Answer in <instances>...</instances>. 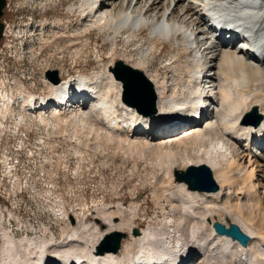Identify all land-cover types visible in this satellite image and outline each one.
I'll list each match as a JSON object with an SVG mask.
<instances>
[{
  "label": "bare ground",
  "instance_id": "1",
  "mask_svg": "<svg viewBox=\"0 0 264 264\" xmlns=\"http://www.w3.org/2000/svg\"><path fill=\"white\" fill-rule=\"evenodd\" d=\"M206 8L218 18L213 25L222 22L243 28L253 36L254 42L264 46V0H78L77 4L68 6L65 20L55 18L49 22L45 19L39 26L38 36L44 44L50 39L46 35L48 32L55 39L69 37L63 47L72 46L78 38H85L91 30H97L105 34V40L111 45L106 53L109 61L92 78L78 75L63 80L59 75V82L63 81L56 84L43 79L42 88L49 91L44 96L36 97L27 89L17 92L13 88L17 87L16 82L0 78L2 121L28 118L42 128L40 135L54 132L59 137L65 127L74 124L73 132L81 131L80 135L86 139L81 145L78 137V144L71 145L67 153L79 157L80 161L89 151L105 153L102 146L110 143L118 145L121 155L151 160V164L162 171L161 178L154 182L153 197L156 203H167L177 214L169 219V228L163 229L171 231L166 237L161 231L154 234L149 229L135 230L128 215L126 223L121 221L115 225L113 219L117 217L112 212L116 211L110 212L111 206L106 205L77 216V225L70 228L69 236L62 243L34 237L16 240L4 232L2 264H72L76 259L88 264H167V260L172 264H190V260L193 264H213L212 261L264 264V149L257 153L249 145V136L257 143L261 141V133L249 134L248 131L254 133L253 125L243 118L256 110L262 118L257 127H264V58L251 59L248 53L221 46L217 40L211 41L209 26L212 20L205 17ZM77 15L80 18L73 28L71 17L76 20ZM28 28L29 23L16 36L21 38L32 33L33 29ZM142 34L148 37L147 45L139 57H129L132 61L129 67L143 72L148 79L156 112L162 109L156 118L155 115H137L136 109L122 102L123 84L113 78L111 72L119 61L116 59L118 38L125 37L126 44L139 43L138 37ZM165 44L169 46L165 67L177 73L182 83L180 89L173 85L169 89L168 83L161 81L157 70L153 71L154 67L149 65ZM84 47L76 48L75 58L80 57ZM92 53L98 57L96 48ZM25 78L31 80L29 74ZM70 94L77 96L71 103ZM207 104L209 106L204 109ZM181 110L185 111V116L178 115ZM197 115H200L199 120ZM3 123L0 122V127H4ZM176 123L186 128L169 134L159 132ZM93 139L95 142L90 143ZM46 141L40 136L38 144L44 146ZM7 159L5 164L9 167ZM192 166L207 168L220 191L219 188L216 192L190 191L184 183L176 182L174 174ZM12 168L8 171L10 175ZM15 176L13 173L12 177ZM58 212L66 219L64 208ZM118 212L121 213V209ZM216 214L224 217L226 226L235 223L250 237L247 247L215 234L213 224L219 223L213 218ZM196 219L198 221L194 222ZM123 224L137 233L130 235L132 242L123 245L124 251L122 249L118 255H99L96 247L100 241L108 233L124 231L121 230ZM103 226L108 232L101 230ZM161 235L162 238H158ZM135 243L137 252L132 253Z\"/></svg>",
  "mask_w": 264,
  "mask_h": 264
},
{
  "label": "rangeland",
  "instance_id": "2",
  "mask_svg": "<svg viewBox=\"0 0 264 264\" xmlns=\"http://www.w3.org/2000/svg\"><path fill=\"white\" fill-rule=\"evenodd\" d=\"M73 3L77 4L78 0H55L53 3L44 0H5L3 15L0 18V22L6 28V36L0 39V78H6L11 83L16 82L17 87L14 85L13 88L17 92L27 89L36 97L37 95L44 96L49 94L48 90L42 88L43 79L49 82L45 78L46 71H57L58 76L61 75L63 80L70 76L74 78L78 75L92 78L93 75L100 73L104 65L108 63L109 59L107 57L109 56L106 53L110 51L111 45L105 40V34H99L97 30H91L90 35H87L85 38L82 37L83 39L81 37L78 38L80 42H73L72 44L75 48L73 45L63 47L64 41L68 40L69 37L55 39L49 32L46 33L48 38H50L47 44L41 42L38 36V28L43 21L48 19L50 22L55 18L65 20L66 10ZM79 18V15L76 16V20L71 17L73 28H76V21ZM26 21L32 23L29 24L27 30L31 28L33 32L29 33L26 37L19 38L16 36L17 32L23 31L24 26L27 24ZM124 38H118L116 45L118 55L116 59L123 61V63L131 67L132 61L129 60V57L137 58L140 56L141 50L147 45L148 41L146 39L148 37L146 34H142L141 38L138 37L139 43L133 41L129 44L125 43ZM81 45L86 47L81 51L80 57L75 58L76 48L81 49ZM164 46L163 51L156 55L149 65L154 67L153 71L157 70L161 81L168 83L169 89H171V85L178 86L180 89L182 83L179 82L177 73L173 72L171 68L165 67L169 57L167 52L169 51V46L168 44ZM94 48L98 51L97 58L92 53V49ZM73 61L74 63H72ZM180 68V70H183L182 66ZM26 74H29L31 80L25 78ZM161 111L162 109L156 112L154 117L156 118ZM2 120L0 117V122H4V127H0V194L2 196L0 198V264L3 262L1 256L3 247H5L4 232H7L9 237L12 236L16 240L34 237L36 239L53 241L54 243H62L69 236L70 228L77 225V216L80 215L81 217L87 210L94 211L98 208L101 209L102 205L111 206L110 212H117L118 209H121V213L112 212L117 217L113 219L115 225L121 221L122 223H126L125 221L129 218V222L133 221L131 224L137 231L149 229L154 234H158L161 231L164 237L169 233L171 234L170 230L165 232L163 229L169 228L168 224L171 225L169 219L173 215H176L177 211L175 212L164 201L156 203L153 197L154 182L159 179L158 177L161 178L162 171L151 164V160H138L137 158H129L128 155H121V149L119 150L118 145L114 143L111 145L110 143V145H106L107 148L104 147L105 145L102 146L105 153L96 152L94 154L89 153L91 152L89 151L83 154L84 160L80 161L79 157L77 159L76 156L67 153V149H71V145L78 144V139L81 141V145H83V141L86 139L84 135H80L81 131H77V134L73 132L75 130L74 124L65 127L63 135L61 134V137H59L54 132H52L53 134L42 132L43 134L40 135L42 128L36 127V123L28 118H24L25 121L10 120L11 122H7ZM16 129H18V136L13 133L16 132ZM40 136L43 137V141L47 140L48 144L46 143V146L38 144ZM55 141L57 145H54L53 142ZM92 142H95L94 139L90 143ZM104 142L105 140L102 141V143ZM18 143L20 145L23 143L24 151L22 153L14 151ZM90 154L92 155L91 159L88 158ZM8 156L15 163L18 162V159H15L14 156L20 157L18 166L14 167V170L12 168L11 175L9 168L12 165L7 167L8 165L5 164ZM9 157L7 160H9ZM57 163L60 164V167L59 165L57 167ZM13 171L16 172L17 177H12ZM252 171L253 169L249 167V173H252ZM4 176L8 179H3ZM232 203L235 204V202ZM60 207L65 209L67 213L66 219L58 212L61 209ZM127 215L128 218L126 219ZM220 215L216 214L213 218L219 221V223L223 222L222 224L225 225L226 221ZM195 221L197 222L198 220L196 219ZM199 224L202 223L199 221ZM125 225L123 224L121 227V230L124 231L119 232L126 236L121 241V250L123 249V245H129L132 242L130 235H133L134 232L133 230H129L128 225ZM106 229L104 226L101 227L103 231H107ZM178 236L176 237L179 238ZM158 238H162V235ZM135 247L136 243L132 246V253L137 252ZM212 262L213 264H219L215 263V261ZM193 263L190 260V264ZM223 264L226 263L224 262Z\"/></svg>",
  "mask_w": 264,
  "mask_h": 264
},
{
  "label": "water",
  "instance_id": "3",
  "mask_svg": "<svg viewBox=\"0 0 264 264\" xmlns=\"http://www.w3.org/2000/svg\"><path fill=\"white\" fill-rule=\"evenodd\" d=\"M5 0H0V18L3 15ZM3 24L0 23V39L2 37ZM111 72L117 80L123 84L122 102L130 106L142 115L151 116L156 113L155 97L151 85L146 81L140 71L133 70L125 65L122 61H117L115 66L111 68ZM45 78L52 82L58 83L59 76L57 71H46ZM246 119L254 118V124L257 125L261 121V116L256 113V110L248 113ZM176 182L184 183L190 191L197 192H216L218 186L212 179L211 172L205 167H189L185 171L174 174ZM213 229L220 236L230 237L237 241L243 247H246L250 238L245 235L237 225L229 224V229H226L221 223H214ZM136 235L137 233L134 232ZM125 234L113 232L106 235L97 247V253L103 255L105 253L116 254L121 248V241L125 238Z\"/></svg>",
  "mask_w": 264,
  "mask_h": 264
}]
</instances>
